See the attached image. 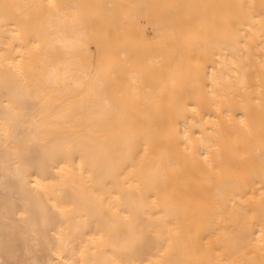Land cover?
Here are the masks:
<instances>
[{
    "label": "bare ground",
    "instance_id": "1",
    "mask_svg": "<svg viewBox=\"0 0 264 264\" xmlns=\"http://www.w3.org/2000/svg\"><path fill=\"white\" fill-rule=\"evenodd\" d=\"M0 264H264V0H0Z\"/></svg>",
    "mask_w": 264,
    "mask_h": 264
}]
</instances>
